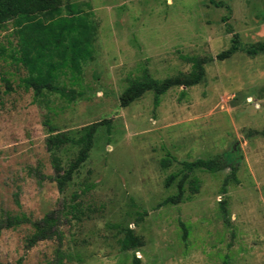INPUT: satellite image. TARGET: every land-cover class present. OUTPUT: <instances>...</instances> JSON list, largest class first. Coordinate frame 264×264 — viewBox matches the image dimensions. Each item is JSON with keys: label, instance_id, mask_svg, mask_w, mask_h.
Segmentation results:
<instances>
[{"label": "rangeland", "instance_id": "obj_1", "mask_svg": "<svg viewBox=\"0 0 264 264\" xmlns=\"http://www.w3.org/2000/svg\"><path fill=\"white\" fill-rule=\"evenodd\" d=\"M68 4L89 15L96 36L82 74L57 80L64 95L36 98L21 84L27 70L0 57V221L54 213L62 243L28 249L32 225L0 230V264H49L57 249L64 264H264V53H247L264 43V0H61L63 15ZM14 30L10 22L0 31L8 53ZM234 35L240 50L219 59ZM193 57L213 59L198 85H174L158 105L146 90L123 106L146 72L183 80ZM103 122L111 131L98 128L88 159L60 191L57 176L81 145L56 150L48 140H79ZM219 155L236 166L237 180L231 166L185 170ZM131 238L139 245L125 248Z\"/></svg>", "mask_w": 264, "mask_h": 264}, {"label": "trees", "instance_id": "obj_2", "mask_svg": "<svg viewBox=\"0 0 264 264\" xmlns=\"http://www.w3.org/2000/svg\"><path fill=\"white\" fill-rule=\"evenodd\" d=\"M60 5L61 0H0V31L12 22L15 29L13 34L17 38V45L11 53L7 52L6 47L0 45V57L11 58L13 62L27 70L28 75L22 79L21 84L27 92L32 90L36 98L43 96L45 92L64 95V89L56 84L59 77L68 73L73 77L80 76L83 72V63L92 60L94 56L96 27L89 15L83 14L79 5L75 4H68V14L63 15ZM232 42V47L220 54L219 59L224 60L240 50L237 35H234ZM247 53L251 55L264 53V43L253 45L247 49ZM186 60L193 66V72L189 77L183 80L160 82L150 78L146 72L143 82H133L125 92L122 99L123 106L135 101L146 90L155 91V103L158 105L160 96L172 86L198 85L205 76V64L213 59L193 57ZM106 123H94L89 126L79 140H74L66 133H58L50 137L48 140L50 149L58 150L68 143L81 145L75 162L63 175L57 176L56 181L60 191H63L66 184L72 180L74 173L88 159L94 136L98 128ZM108 131H111L109 124ZM54 160L56 169L60 171V163L56 162L58 159ZM171 161L172 158L169 157L163 159V167H169ZM184 166L188 172L201 169L209 173H217L231 166L232 177L237 180L236 166L229 164L221 155L212 159L185 162ZM175 178L176 175H171L166 181V186L169 187ZM199 189V180L194 178L191 182V191L197 193ZM25 224L32 225L35 229L34 233L27 238L26 247L28 249L35 247L39 242L55 238L60 244L62 243L63 234L59 229L61 219L54 213L46 215L37 222L26 214L8 216L4 221H0V230L14 229ZM137 245H139L137 239L131 238L125 241L124 247ZM64 262L65 255L57 249L55 260L49 264H64ZM17 264H22V258ZM135 264H140V262L137 260Z\"/></svg>", "mask_w": 264, "mask_h": 264}]
</instances>
